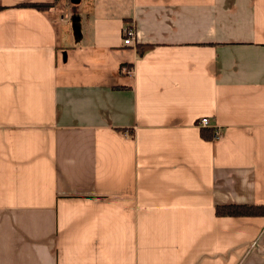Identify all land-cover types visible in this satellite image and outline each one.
Instances as JSON below:
<instances>
[{
	"label": "crops",
	"instance_id": "crops-1",
	"mask_svg": "<svg viewBox=\"0 0 264 264\" xmlns=\"http://www.w3.org/2000/svg\"><path fill=\"white\" fill-rule=\"evenodd\" d=\"M53 1L0 0V264H264V0Z\"/></svg>",
	"mask_w": 264,
	"mask_h": 264
},
{
	"label": "trees",
	"instance_id": "trees-1",
	"mask_svg": "<svg viewBox=\"0 0 264 264\" xmlns=\"http://www.w3.org/2000/svg\"><path fill=\"white\" fill-rule=\"evenodd\" d=\"M58 0H54L48 4H24V7H30L38 11H47L54 6ZM77 28V23H74ZM125 35L123 34V38ZM150 46H136V55H140L149 48ZM206 130H201L200 134L202 137L207 139H214V133L206 135ZM215 214L219 217H259L264 216V205H237L231 204L227 206H216Z\"/></svg>",
	"mask_w": 264,
	"mask_h": 264
},
{
	"label": "built area",
	"instance_id": "built-area-1",
	"mask_svg": "<svg viewBox=\"0 0 264 264\" xmlns=\"http://www.w3.org/2000/svg\"><path fill=\"white\" fill-rule=\"evenodd\" d=\"M123 34L125 35V37L123 38V44L124 45H130L131 44V42H132V38H133V35H134V31L131 29V28H126V29H124V31H123ZM208 119H206V118H202L200 121H199V123H198V125H199V127L200 128H206V127H208ZM220 135L218 134V132L216 133H214V139L215 138H218Z\"/></svg>",
	"mask_w": 264,
	"mask_h": 264
},
{
	"label": "rangeland",
	"instance_id": "rangeland-1",
	"mask_svg": "<svg viewBox=\"0 0 264 264\" xmlns=\"http://www.w3.org/2000/svg\"><path fill=\"white\" fill-rule=\"evenodd\" d=\"M67 26L68 28H72V23L70 22Z\"/></svg>",
	"mask_w": 264,
	"mask_h": 264
},
{
	"label": "water",
	"instance_id": "water-1",
	"mask_svg": "<svg viewBox=\"0 0 264 264\" xmlns=\"http://www.w3.org/2000/svg\"><path fill=\"white\" fill-rule=\"evenodd\" d=\"M76 33H78V32H77V28H76Z\"/></svg>",
	"mask_w": 264,
	"mask_h": 264
}]
</instances>
